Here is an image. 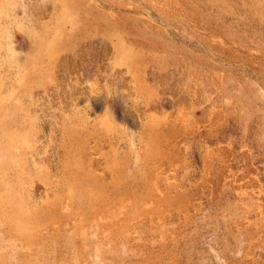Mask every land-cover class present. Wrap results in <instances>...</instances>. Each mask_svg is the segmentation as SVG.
Here are the masks:
<instances>
[{
  "label": "rangeland",
  "instance_id": "374dc122",
  "mask_svg": "<svg viewBox=\"0 0 264 264\" xmlns=\"http://www.w3.org/2000/svg\"><path fill=\"white\" fill-rule=\"evenodd\" d=\"M0 264H264V0H0Z\"/></svg>",
  "mask_w": 264,
  "mask_h": 264
}]
</instances>
